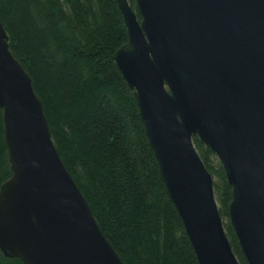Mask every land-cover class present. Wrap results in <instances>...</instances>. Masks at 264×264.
Instances as JSON below:
<instances>
[{
    "label": "water",
    "instance_id": "1",
    "mask_svg": "<svg viewBox=\"0 0 264 264\" xmlns=\"http://www.w3.org/2000/svg\"><path fill=\"white\" fill-rule=\"evenodd\" d=\"M127 41L113 58L138 104L166 192L199 264H240L214 179L248 264H264V0H118ZM0 108L12 175L0 187V249L25 264H125L54 143L32 78L0 18Z\"/></svg>",
    "mask_w": 264,
    "mask_h": 264
},
{
    "label": "trees",
    "instance_id": "2",
    "mask_svg": "<svg viewBox=\"0 0 264 264\" xmlns=\"http://www.w3.org/2000/svg\"><path fill=\"white\" fill-rule=\"evenodd\" d=\"M138 13L136 0H129ZM14 55L32 78L65 166L125 264H199L163 184L134 90L113 55L128 38L118 0H0ZM226 234L248 264L229 219L232 186L200 138ZM12 170L0 108V187ZM0 264H25L6 257Z\"/></svg>",
    "mask_w": 264,
    "mask_h": 264
},
{
    "label": "rangeland",
    "instance_id": "3",
    "mask_svg": "<svg viewBox=\"0 0 264 264\" xmlns=\"http://www.w3.org/2000/svg\"><path fill=\"white\" fill-rule=\"evenodd\" d=\"M120 47H121V46H120ZM120 47H119V48H120Z\"/></svg>",
    "mask_w": 264,
    "mask_h": 264
}]
</instances>
